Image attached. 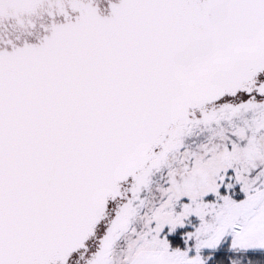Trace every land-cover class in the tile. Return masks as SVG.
<instances>
[{"label":"snow or ice","instance_id":"obj_1","mask_svg":"<svg viewBox=\"0 0 264 264\" xmlns=\"http://www.w3.org/2000/svg\"><path fill=\"white\" fill-rule=\"evenodd\" d=\"M0 264H264V0H0Z\"/></svg>","mask_w":264,"mask_h":264}]
</instances>
